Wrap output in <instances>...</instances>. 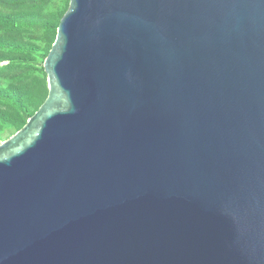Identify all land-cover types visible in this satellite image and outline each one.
<instances>
[{
  "label": "water",
  "instance_id": "1",
  "mask_svg": "<svg viewBox=\"0 0 264 264\" xmlns=\"http://www.w3.org/2000/svg\"><path fill=\"white\" fill-rule=\"evenodd\" d=\"M68 1L0 264H264V0Z\"/></svg>",
  "mask_w": 264,
  "mask_h": 264
},
{
  "label": "trees",
  "instance_id": "2",
  "mask_svg": "<svg viewBox=\"0 0 264 264\" xmlns=\"http://www.w3.org/2000/svg\"><path fill=\"white\" fill-rule=\"evenodd\" d=\"M68 0H0V141L22 129L47 96L43 62Z\"/></svg>",
  "mask_w": 264,
  "mask_h": 264
},
{
  "label": "rangeland",
  "instance_id": "3",
  "mask_svg": "<svg viewBox=\"0 0 264 264\" xmlns=\"http://www.w3.org/2000/svg\"><path fill=\"white\" fill-rule=\"evenodd\" d=\"M0 143H1V141H0Z\"/></svg>",
  "mask_w": 264,
  "mask_h": 264
}]
</instances>
